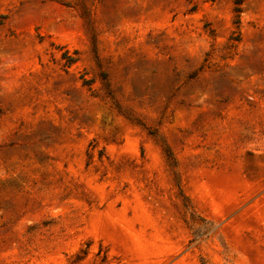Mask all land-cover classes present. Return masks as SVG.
<instances>
[{
    "label": "rangeland",
    "instance_id": "374dc122",
    "mask_svg": "<svg viewBox=\"0 0 264 264\" xmlns=\"http://www.w3.org/2000/svg\"><path fill=\"white\" fill-rule=\"evenodd\" d=\"M234 6L0 0V264H264V0Z\"/></svg>",
    "mask_w": 264,
    "mask_h": 264
},
{
    "label": "trees",
    "instance_id": "16d2710c",
    "mask_svg": "<svg viewBox=\"0 0 264 264\" xmlns=\"http://www.w3.org/2000/svg\"><path fill=\"white\" fill-rule=\"evenodd\" d=\"M241 1L242 0H234L235 6H234L233 10L236 12V18L234 20L236 25H238V23H239L238 12L240 11L239 4L241 3ZM67 59H68L67 61L70 63V62L74 61L75 58H73L72 56H68Z\"/></svg>",
    "mask_w": 264,
    "mask_h": 264
}]
</instances>
